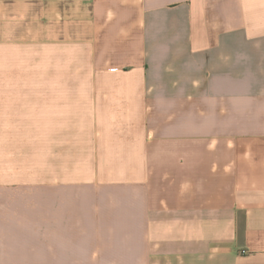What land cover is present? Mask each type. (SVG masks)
<instances>
[{"label":"crops","instance_id":"0c3cea01","mask_svg":"<svg viewBox=\"0 0 264 264\" xmlns=\"http://www.w3.org/2000/svg\"><path fill=\"white\" fill-rule=\"evenodd\" d=\"M0 73V264H264V0H0Z\"/></svg>","mask_w":264,"mask_h":264},{"label":"rangeland","instance_id":"374dc122","mask_svg":"<svg viewBox=\"0 0 264 264\" xmlns=\"http://www.w3.org/2000/svg\"><path fill=\"white\" fill-rule=\"evenodd\" d=\"M1 73H0V90H3V89H9V85H11V83L10 82H2L1 81ZM13 85H15L16 86V83H12ZM23 88H26V86L25 85H23Z\"/></svg>","mask_w":264,"mask_h":264}]
</instances>
